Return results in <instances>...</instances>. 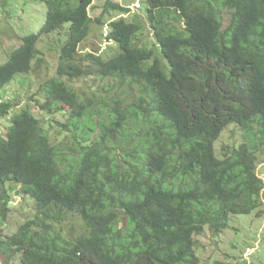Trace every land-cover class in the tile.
<instances>
[{"label": "trees", "instance_id": "trees-1", "mask_svg": "<svg viewBox=\"0 0 264 264\" xmlns=\"http://www.w3.org/2000/svg\"><path fill=\"white\" fill-rule=\"evenodd\" d=\"M41 1L39 32L0 64L7 119L1 91L43 68L42 36L66 31L0 138L3 263L200 264L206 227L220 234L264 203V0H142L133 13L106 0L127 17L109 22L105 58L79 49L94 0ZM229 125L240 139L216 153ZM18 187L32 209L3 235Z\"/></svg>", "mask_w": 264, "mask_h": 264}, {"label": "rangeland", "instance_id": "rangeland-1", "mask_svg": "<svg viewBox=\"0 0 264 264\" xmlns=\"http://www.w3.org/2000/svg\"><path fill=\"white\" fill-rule=\"evenodd\" d=\"M105 2L106 0H94L90 8V16L94 20L98 19L99 23L91 24L90 35L81 44L80 53L95 52L105 58L114 51L112 42L107 40L110 31L108 24L127 15L105 10ZM112 2L128 8L133 13L139 10L136 4L141 5L143 1L112 0ZM46 11V6L41 0H0V64H3L12 51L21 45L24 36L39 32ZM58 34L56 32L42 36L38 43L44 62L43 68L39 70L34 65L30 74L17 75L1 91L2 99H7L6 101H9L15 109H12L7 119H0V138L5 136L13 115L29 101L33 105L32 95L39 92L44 75L49 74L47 77H51L50 72L56 69L57 54L60 46L66 41V31ZM151 35L150 31L146 34L147 37ZM35 99H39L38 96ZM233 131H235L233 125L224 129L214 144L216 153H220L223 145L240 139L232 136ZM257 158L256 172L264 181V148L257 154ZM19 192L18 187L11 194L10 213L7 226L3 228V235L15 231L32 209L33 202ZM257 213H259L258 217ZM197 246L200 264H264V203L259 210L252 211L248 215L229 217L227 226L220 234L206 227L203 234L197 237ZM0 261V264H4L1 257ZM9 264H20L19 257L13 256Z\"/></svg>", "mask_w": 264, "mask_h": 264}, {"label": "clouds", "instance_id": "clouds-1", "mask_svg": "<svg viewBox=\"0 0 264 264\" xmlns=\"http://www.w3.org/2000/svg\"><path fill=\"white\" fill-rule=\"evenodd\" d=\"M136 5H137L136 7L138 8V7H139V5H138V4H136Z\"/></svg>", "mask_w": 264, "mask_h": 264}]
</instances>
